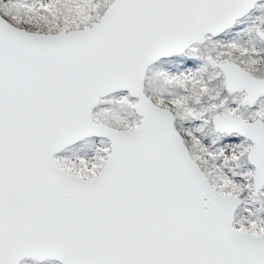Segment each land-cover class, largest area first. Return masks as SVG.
Listing matches in <instances>:
<instances>
[{"label": "snow or ice", "instance_id": "1", "mask_svg": "<svg viewBox=\"0 0 264 264\" xmlns=\"http://www.w3.org/2000/svg\"><path fill=\"white\" fill-rule=\"evenodd\" d=\"M0 264H264V0H0Z\"/></svg>", "mask_w": 264, "mask_h": 264}]
</instances>
